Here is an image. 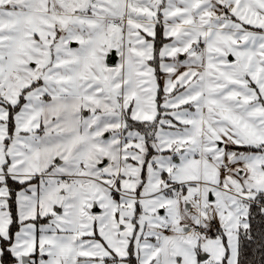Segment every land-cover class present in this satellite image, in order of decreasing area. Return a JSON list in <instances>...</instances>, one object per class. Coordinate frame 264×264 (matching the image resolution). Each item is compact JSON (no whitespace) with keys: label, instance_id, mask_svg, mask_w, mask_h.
I'll return each instance as SVG.
<instances>
[{"label":"snow or ice","instance_id":"obj_1","mask_svg":"<svg viewBox=\"0 0 264 264\" xmlns=\"http://www.w3.org/2000/svg\"><path fill=\"white\" fill-rule=\"evenodd\" d=\"M0 264H264V0H0Z\"/></svg>","mask_w":264,"mask_h":264}]
</instances>
